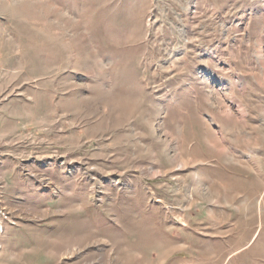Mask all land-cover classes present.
<instances>
[{"label":"rangeland","instance_id":"374dc122","mask_svg":"<svg viewBox=\"0 0 264 264\" xmlns=\"http://www.w3.org/2000/svg\"><path fill=\"white\" fill-rule=\"evenodd\" d=\"M0 264H264V0H0Z\"/></svg>","mask_w":264,"mask_h":264}]
</instances>
